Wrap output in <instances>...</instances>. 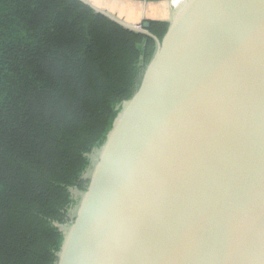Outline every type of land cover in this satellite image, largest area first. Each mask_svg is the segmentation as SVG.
Returning <instances> with one entry per match:
<instances>
[{
    "label": "water",
    "instance_id": "water-1",
    "mask_svg": "<svg viewBox=\"0 0 264 264\" xmlns=\"http://www.w3.org/2000/svg\"><path fill=\"white\" fill-rule=\"evenodd\" d=\"M156 41L57 264H264V0H186Z\"/></svg>",
    "mask_w": 264,
    "mask_h": 264
},
{
    "label": "trees",
    "instance_id": "trees-1",
    "mask_svg": "<svg viewBox=\"0 0 264 264\" xmlns=\"http://www.w3.org/2000/svg\"><path fill=\"white\" fill-rule=\"evenodd\" d=\"M160 39L168 21L150 20ZM156 41L81 0H0V264H52L89 155Z\"/></svg>",
    "mask_w": 264,
    "mask_h": 264
},
{
    "label": "crops",
    "instance_id": "crops-1",
    "mask_svg": "<svg viewBox=\"0 0 264 264\" xmlns=\"http://www.w3.org/2000/svg\"><path fill=\"white\" fill-rule=\"evenodd\" d=\"M120 19L137 24L144 19L170 22L178 0H89ZM182 0L179 1V5ZM176 5V6H175Z\"/></svg>",
    "mask_w": 264,
    "mask_h": 264
},
{
    "label": "rangeland",
    "instance_id": "rangeland-1",
    "mask_svg": "<svg viewBox=\"0 0 264 264\" xmlns=\"http://www.w3.org/2000/svg\"><path fill=\"white\" fill-rule=\"evenodd\" d=\"M89 1V0H88ZM179 1L177 2V5L179 6ZM105 10V9H104ZM107 11V10H106ZM143 21V20H142ZM142 21H138L136 22L137 24L136 25H140L142 23ZM129 100V99H128ZM127 101V100H126ZM124 101V103L126 102ZM123 103V104H124ZM123 106V105H122ZM122 110V109H121ZM104 145V144H103ZM103 145L98 148V149H94L93 152L89 155L90 157V160H91V165L90 167L85 171V173L83 174L82 178L83 179H88L92 172H93V169L95 167V164H96V160L97 158L99 157L101 151H102V148H103ZM71 196L73 197L75 203L72 207L68 208L67 210V218L69 219V221L65 224H62V223H54V225L63 233L64 235V239L69 231V228H70V222L71 220L74 218V216L76 215V212L78 210V207L82 201V191L76 187H72L70 188L69 190ZM64 239H63V242H64ZM63 242L61 244V247L59 250L57 251H54L55 253V258H54V261L52 264H57L58 262V258H59V254L61 252V248H62V245H63Z\"/></svg>",
    "mask_w": 264,
    "mask_h": 264
},
{
    "label": "bare ground",
    "instance_id": "bare-ground-1",
    "mask_svg": "<svg viewBox=\"0 0 264 264\" xmlns=\"http://www.w3.org/2000/svg\"><path fill=\"white\" fill-rule=\"evenodd\" d=\"M184 1H186V0H182V3H183Z\"/></svg>",
    "mask_w": 264,
    "mask_h": 264
}]
</instances>
